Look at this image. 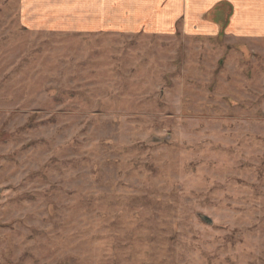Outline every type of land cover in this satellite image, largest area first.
<instances>
[{
  "label": "rangeland",
  "instance_id": "1",
  "mask_svg": "<svg viewBox=\"0 0 264 264\" xmlns=\"http://www.w3.org/2000/svg\"><path fill=\"white\" fill-rule=\"evenodd\" d=\"M136 1L0 0V264H264V28Z\"/></svg>",
  "mask_w": 264,
  "mask_h": 264
},
{
  "label": "crops",
  "instance_id": "2",
  "mask_svg": "<svg viewBox=\"0 0 264 264\" xmlns=\"http://www.w3.org/2000/svg\"><path fill=\"white\" fill-rule=\"evenodd\" d=\"M217 2H227L230 8H234V13L231 17V24H233L234 28H243L244 25H246L245 27L253 29L264 28V0H167L165 8H170L169 13L166 10H164L163 13L161 10H158L150 19H153L158 23L163 22L164 16L167 15L166 17H168L170 14L175 13L176 8H211ZM152 3L153 0L148 1V6L154 5ZM136 4L138 5V8L144 6V2L141 0L136 1ZM151 8L161 7L153 6ZM128 12L130 13L132 10H128ZM128 14L126 18H129ZM131 14L133 20H136V12H132ZM254 14H259L261 18L255 17Z\"/></svg>",
  "mask_w": 264,
  "mask_h": 264
},
{
  "label": "water",
  "instance_id": "3",
  "mask_svg": "<svg viewBox=\"0 0 264 264\" xmlns=\"http://www.w3.org/2000/svg\"><path fill=\"white\" fill-rule=\"evenodd\" d=\"M201 219L205 222V223H208V224H211L212 223V220L205 216V215H201Z\"/></svg>",
  "mask_w": 264,
  "mask_h": 264
},
{
  "label": "trees",
  "instance_id": "4",
  "mask_svg": "<svg viewBox=\"0 0 264 264\" xmlns=\"http://www.w3.org/2000/svg\"><path fill=\"white\" fill-rule=\"evenodd\" d=\"M219 3H221V2H219Z\"/></svg>",
  "mask_w": 264,
  "mask_h": 264
}]
</instances>
